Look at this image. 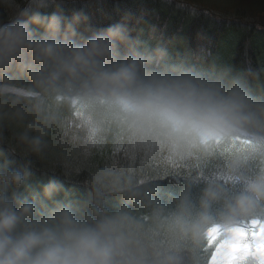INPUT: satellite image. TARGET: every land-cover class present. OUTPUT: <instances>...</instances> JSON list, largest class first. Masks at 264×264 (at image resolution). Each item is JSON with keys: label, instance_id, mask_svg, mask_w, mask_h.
I'll return each instance as SVG.
<instances>
[{"label": "clouds", "instance_id": "9594fccd", "mask_svg": "<svg viewBox=\"0 0 264 264\" xmlns=\"http://www.w3.org/2000/svg\"><path fill=\"white\" fill-rule=\"evenodd\" d=\"M62 3L0 0V144L8 118L24 158L0 150V264H264V87L215 61L173 59L124 22L85 36L87 16ZM53 144L83 158L122 150L181 190L165 209L118 160L82 181L81 196L65 188L80 175L67 165L64 180L52 170L32 183L30 157ZM248 229L252 248L235 249Z\"/></svg>", "mask_w": 264, "mask_h": 264}, {"label": "trees", "instance_id": "16d2710c", "mask_svg": "<svg viewBox=\"0 0 264 264\" xmlns=\"http://www.w3.org/2000/svg\"><path fill=\"white\" fill-rule=\"evenodd\" d=\"M220 1V0H219ZM217 1L195 0L196 7L179 6L180 0H63L61 5L68 17L74 12H82L87 22L80 31L88 36L92 31L105 29L116 23H127L133 37L139 36L150 45L165 44L172 55H180L185 61L197 66L207 67L217 62L224 54L231 39L234 45L227 56L229 66L235 71L246 74L254 85L264 84V54H261L258 38L264 35V0L262 6L245 8V0L239 5L227 9ZM23 2V0H21ZM241 5L244 7H241ZM227 9V10H226ZM50 7L47 11H54ZM260 13V14H259ZM6 18L7 13H4ZM252 77H259L252 81ZM22 129L8 118L3 122L4 142L0 150L6 157L22 163L24 158L19 152L13 153L16 134ZM55 133H50V138ZM33 160L34 176L32 183H44L55 174L64 180V166L79 169L80 175L65 180V188L73 196H81L86 189L82 184L92 173L110 165L114 160L130 174L134 182L160 206L167 209L172 197L178 195L180 187L171 177L165 175L164 169L153 162H142L139 158L132 160L123 155V151L106 148L89 158H83L70 148L53 144L43 161ZM126 201L120 197L111 198L112 205L119 207ZM133 211L147 217L150 208L133 207Z\"/></svg>", "mask_w": 264, "mask_h": 264}, {"label": "rangeland", "instance_id": "374dc122", "mask_svg": "<svg viewBox=\"0 0 264 264\" xmlns=\"http://www.w3.org/2000/svg\"><path fill=\"white\" fill-rule=\"evenodd\" d=\"M214 1H217V0H211V2H214ZM239 1H241V0H220L219 2L221 3V5H227V6H225V7H228L227 9H231V8L235 7L236 5L238 6ZM262 1L263 0H245V4H243V6L245 8H249V7L251 8L253 5L256 7H260V6H262L261 4H263V3H261ZM207 2L210 3V0H207ZM243 6L241 5V7H243ZM234 42H235V39L234 40L231 39L228 42V46L225 48L224 54L222 55L221 59L219 61L215 62L217 65L229 66V59H228L227 54H228L229 50L232 48V46L234 45ZM258 42L260 43L259 45H260V48L262 51L261 54L262 53L264 54V35L258 38ZM172 57H173V59H176V60H184L183 58H180V55H178V54L172 55ZM200 67H204V66H200ZM259 86L264 87V84H261Z\"/></svg>", "mask_w": 264, "mask_h": 264}, {"label": "snow or ice", "instance_id": "6c2138e0", "mask_svg": "<svg viewBox=\"0 0 264 264\" xmlns=\"http://www.w3.org/2000/svg\"><path fill=\"white\" fill-rule=\"evenodd\" d=\"M257 236L255 229H248L242 231L234 240L233 246L235 249H251L254 243V240Z\"/></svg>", "mask_w": 264, "mask_h": 264}]
</instances>
